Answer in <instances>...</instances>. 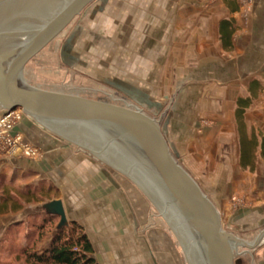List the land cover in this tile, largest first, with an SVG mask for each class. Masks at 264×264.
Masks as SVG:
<instances>
[{
    "label": "crops",
    "instance_id": "obj_1",
    "mask_svg": "<svg viewBox=\"0 0 264 264\" xmlns=\"http://www.w3.org/2000/svg\"><path fill=\"white\" fill-rule=\"evenodd\" d=\"M93 3L88 5L90 12H84L87 18L82 29L91 32L98 27L97 37L92 32L83 39L86 45L93 44L89 54L94 56L89 61L82 41H76L64 54L70 66H89L116 92L144 100L158 117L173 155L194 178L225 177L234 187L251 179L252 168L242 164L237 107L239 98L252 96L251 85L258 82L244 113V132L247 140L253 136L259 140L261 133V145L264 0ZM189 68L195 87L182 85L174 95V80L182 82V73L186 76ZM14 134L38 152L28 156L0 149V200L9 194L18 197L24 190L46 196L37 201L24 199L21 208L0 214V239L5 241L11 230L23 227L25 241L38 238L33 231L38 228L40 232V224L47 220L36 248L45 251L60 231V217L47 213L43 205L61 199L68 227L73 222L83 227L98 264H157L155 236L148 229L149 204L131 182L28 116L17 124ZM261 161L256 160V169L262 167ZM230 193H243L250 202L244 211L251 214V221L242 226L251 231L247 241H252L264 229V190ZM54 220L55 227L49 230V221L53 224ZM232 225L237 223L233 220ZM248 253L252 264H264V237Z\"/></svg>",
    "mask_w": 264,
    "mask_h": 264
},
{
    "label": "water",
    "instance_id": "obj_2",
    "mask_svg": "<svg viewBox=\"0 0 264 264\" xmlns=\"http://www.w3.org/2000/svg\"><path fill=\"white\" fill-rule=\"evenodd\" d=\"M94 0H0V108L22 109L40 126L125 175L161 208L190 264H236L247 241L222 225L217 205L176 159L158 119L143 109L46 90L24 77L28 62ZM69 226L61 199L43 205Z\"/></svg>",
    "mask_w": 264,
    "mask_h": 264
},
{
    "label": "rangeland",
    "instance_id": "obj_3",
    "mask_svg": "<svg viewBox=\"0 0 264 264\" xmlns=\"http://www.w3.org/2000/svg\"><path fill=\"white\" fill-rule=\"evenodd\" d=\"M98 1L99 0H94V3H92L95 4V2ZM88 7L89 6H87L82 11V13L78 15L55 40H53L38 55H36L28 62L24 70V77L26 81L35 87L46 90L81 95L123 106H136L143 109L150 116L158 119L155 114H151V110L148 109L147 104L144 100L132 97V95L127 94L126 92H116L115 89H112V87L106 85L103 82L102 77L97 74H93L92 71L90 72L89 70H91V68L89 66L74 68L68 63L67 58L66 56H64V54L66 55L71 44L79 40L82 41V47L87 49L86 58L91 61V57L94 56L93 54H89V48L91 49L93 44L89 42L88 45H86V43L83 41L84 34L93 32L95 33V35L93 36L95 38L99 33L98 27H96L97 29L95 28V30H91V32L88 31L89 29H82V26L84 25L83 20L87 18V16H84V12H86L87 10H91ZM79 28L82 30H80ZM94 41H96V39H94ZM96 66L97 68L99 67L98 65ZM190 71H192V68L189 70V72ZM189 72L188 74L186 73V76L185 72L182 73V82H176V80H174L172 89V93H174V95L177 94L176 91H178L182 85L186 86L192 83L191 86L193 88L195 87V85H193L195 82L194 74H191V72ZM14 110L23 112L22 109ZM258 138L260 140L261 133L259 134ZM259 140L258 143H260ZM68 143L72 144L70 142ZM72 145L75 148H79L74 144ZM79 149L82 150L81 148ZM257 150L259 152L258 155H256V160L261 161L262 157L260 154V148H258ZM102 164L109 170L118 174L120 177H123L124 179L131 182L139 190L141 198L146 200V202L149 204V212L151 214L148 216V222L150 223L148 229L155 236L157 264H190L183 244L178 236L179 234L177 233V230H175V228L171 226L169 221L162 214V211L160 210L161 208L155 206L149 199V197L125 175L119 173L118 171L114 170L104 163ZM260 164L262 165V167H258L257 169L254 167V169H252L251 179H248L246 183H241L235 186L236 188L232 183L229 184L228 179H225V177L213 178L210 175V177L207 179L198 180L195 178L203 191L217 205L221 213L222 225L224 229L235 233L237 236L244 240H247V237L251 235V231L244 230L242 226V224H247L249 221H251V214H247L249 212L244 211L250 206V202L245 197L246 195H243V193L242 195H234L231 193L228 194V191L264 190V160L263 162L261 161ZM255 166L257 167L256 163ZM223 172L224 171H222L221 174H223L224 176L227 175V173ZM3 192L4 190H2L1 193ZM233 220L235 221V223H237V226L232 225ZM56 222L57 221L54 220L53 224L48 225L49 230L54 229ZM64 228L69 227L67 226ZM257 228L259 229V226ZM11 231L6 235L7 237H3L5 241L3 239H0V264H22L24 262V256L21 253L24 251V249L27 247V249L29 250H36L41 239V237H34L28 241H25L23 235L27 230L24 227L16 229L15 231ZM33 232L35 233V235L40 234L38 228H35ZM248 254L245 253L243 254V256L237 258L235 261L236 264H252L251 257ZM9 259L11 261H9Z\"/></svg>",
    "mask_w": 264,
    "mask_h": 264
},
{
    "label": "trees",
    "instance_id": "obj_4",
    "mask_svg": "<svg viewBox=\"0 0 264 264\" xmlns=\"http://www.w3.org/2000/svg\"><path fill=\"white\" fill-rule=\"evenodd\" d=\"M258 82H253L251 85L252 96L247 98H239L237 107V119L240 127L242 140V164L255 167L257 149L260 148V154L264 158V140L259 145L258 139L255 136L252 140H247L244 132V113L251 105L254 99V91L258 90ZM18 197L9 194L4 199L0 200V214L5 213L11 209L17 210L23 206L22 200L37 201L43 199L46 195L38 196L35 193L28 191H19ZM47 220L40 224V234H44ZM50 224L52 221H49ZM93 246L87 237L82 226L77 223H71L69 228H63L54 237L50 246L43 252H38L35 249L29 250L27 247L21 253L26 264H98L92 255Z\"/></svg>",
    "mask_w": 264,
    "mask_h": 264
},
{
    "label": "built area",
    "instance_id": "obj_5",
    "mask_svg": "<svg viewBox=\"0 0 264 264\" xmlns=\"http://www.w3.org/2000/svg\"><path fill=\"white\" fill-rule=\"evenodd\" d=\"M24 117V112L0 108V149L10 154L35 156L37 148L23 142L19 135L14 134L15 127Z\"/></svg>",
    "mask_w": 264,
    "mask_h": 264
}]
</instances>
